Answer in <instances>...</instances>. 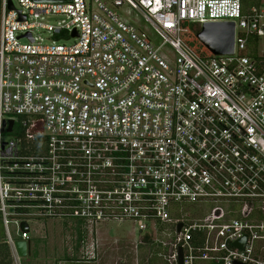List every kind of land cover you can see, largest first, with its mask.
Listing matches in <instances>:
<instances>
[{"label":"built area","instance_id":"2783aa9c","mask_svg":"<svg viewBox=\"0 0 264 264\" xmlns=\"http://www.w3.org/2000/svg\"><path fill=\"white\" fill-rule=\"evenodd\" d=\"M16 2L0 0V219L12 255V218L25 241L32 219L89 234L130 221L168 264H264V5ZM222 21L236 24L234 54L185 41L184 22Z\"/></svg>","mask_w":264,"mask_h":264},{"label":"rangeland","instance_id":"374dc122","mask_svg":"<svg viewBox=\"0 0 264 264\" xmlns=\"http://www.w3.org/2000/svg\"><path fill=\"white\" fill-rule=\"evenodd\" d=\"M14 5L17 7L16 0H13ZM250 5H264V0H249ZM129 19L138 21L139 25L145 28L149 34H153V31L145 24V22L135 16L133 13L129 17ZM42 20L44 22L53 24V25H61L65 22V17L62 15H48L43 16ZM183 26L188 29V32L184 34L185 38L191 39L192 36L195 37V32L199 29L200 26L196 24H192L189 22H184ZM193 34V35H192ZM38 35H40L43 42H51L54 39L49 38V34L45 30H39ZM153 40L156 43L160 42V39L154 37ZM196 39V38H195ZM194 46L202 51V54L207 55V50L202 46L201 43L193 39ZM57 42H63L64 39L54 40ZM203 48V50H202ZM166 50L170 53L171 49L167 46ZM17 124L15 125V128ZM12 135L10 132H6L2 134V138H8ZM192 207V206H190ZM205 206H203V209ZM202 209V210H203ZM66 222V223H65ZM76 221L68 220L61 221L57 219H45L38 220L32 219L29 223V236L30 247L34 249V252L31 251V254L24 257H18L17 263L13 264H95L92 262H99V264H168L158 253H163V249L161 247L155 248L149 245L148 242L144 239L143 244H139L141 241L142 233L137 229L135 224L130 221L124 222H106L98 225L96 230L99 232L100 230L106 231L108 236L111 239L116 238L120 239L119 244L116 248L110 250V252L104 258H98L97 261H93L96 258L91 259V257L81 256L79 254L70 256L66 251V257L63 256L62 250L66 243V250L69 247V244H73L75 241V237L79 235L77 231V226L73 225ZM17 225H15L13 218L8 225V229L12 237L17 240L19 234L17 235ZM0 229L4 228L0 222ZM5 232V231H4ZM89 233V232H88ZM58 249V251H55ZM151 249L152 252L151 253ZM78 261L76 262V260ZM118 261V262H117ZM87 262V263H86Z\"/></svg>","mask_w":264,"mask_h":264},{"label":"water","instance_id":"95a60500","mask_svg":"<svg viewBox=\"0 0 264 264\" xmlns=\"http://www.w3.org/2000/svg\"><path fill=\"white\" fill-rule=\"evenodd\" d=\"M44 1H67V0H44ZM12 7L9 1V8ZM235 37H236V24L234 21L222 22H204L200 25L199 29L195 32V38L202 46L209 51L212 55H232L235 52ZM5 122H2V126ZM13 126V120H8L6 132H10ZM181 224L177 225L179 230ZM20 230L28 232L26 222L20 223ZM18 257H24L29 254L30 244L29 241L16 240L14 242ZM181 254L179 249V255ZM180 259V258H179ZM181 263V260H179ZM179 263V264H180Z\"/></svg>","mask_w":264,"mask_h":264},{"label":"crops","instance_id":"0c3cea01","mask_svg":"<svg viewBox=\"0 0 264 264\" xmlns=\"http://www.w3.org/2000/svg\"><path fill=\"white\" fill-rule=\"evenodd\" d=\"M73 225L77 226L76 229L79 235L75 237V241L73 244H69V247H67V250H66V243H65L63 250H62V254L64 257H66V251L67 253H69L70 256L79 254L81 256L80 258H82L83 256H87L86 252L90 251V252H93L94 254L93 258H96L93 261H97L98 258H104L110 252L111 249L116 248V246L119 244L120 239L118 240L116 238L111 239L106 233V231L100 230L98 232L95 229V232L93 234H89L88 231L83 228L82 223H80L79 221H76L75 223H73ZM30 240L31 238L29 239V244H31ZM29 251H30L29 253L31 254V251L34 252V249L32 248L31 250V247H30ZM55 251H58V249H56ZM12 257H13L14 263H17L18 258L17 257L15 258L13 255ZM77 261L78 259L76 260V262ZM99 262L100 261L92 262V263L99 264ZM114 264H116V262H114Z\"/></svg>","mask_w":264,"mask_h":264},{"label":"trees","instance_id":"16d2710c","mask_svg":"<svg viewBox=\"0 0 264 264\" xmlns=\"http://www.w3.org/2000/svg\"><path fill=\"white\" fill-rule=\"evenodd\" d=\"M251 6L252 5H250L249 0H244V9L245 10L249 9V7H251ZM184 39L197 52H199L203 56H206V55L202 54L201 50L197 49L194 46L193 41L191 40V39H193V40L197 41L194 36H192L191 39H188L187 37ZM202 50H203V48H202ZM207 55H210L209 51H207ZM250 55H255V51L250 50ZM24 133H25V131H24ZM0 222L2 225L1 219H0ZM2 227H3V225H2ZM0 264H13V257H12L11 249L9 247V244L6 241V235H5L4 229L3 230L0 229Z\"/></svg>","mask_w":264,"mask_h":264}]
</instances>
